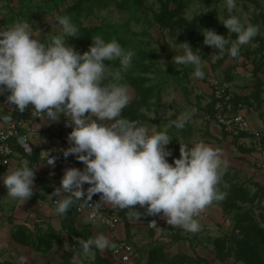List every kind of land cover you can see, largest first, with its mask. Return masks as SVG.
Listing matches in <instances>:
<instances>
[{
  "label": "rangeland",
  "instance_id": "rangeland-1",
  "mask_svg": "<svg viewBox=\"0 0 264 264\" xmlns=\"http://www.w3.org/2000/svg\"><path fill=\"white\" fill-rule=\"evenodd\" d=\"M231 15L260 28L236 58L227 49L205 45L202 35L204 29H212L227 36L220 22ZM62 16H69L78 27L77 37L66 41L79 53L89 49L96 35L105 41L115 39L134 52L131 67L122 73L121 83L131 97L122 117L166 130L173 139L167 146L172 153L169 163L179 158L180 145L199 141L217 149L227 163L218 185L226 195L206 206L211 217L205 230L187 232V241L179 227L172 241L168 233L152 232L148 244L137 242L145 264H264V0H236L231 12L225 0H0V29L26 20L42 42L60 34ZM227 38L235 40L236 35ZM175 39L201 52L203 78L194 76L193 66L173 63V55L182 54ZM106 63L112 72L120 69L119 61ZM211 81L231 95V114H245L262 131L259 139L226 132L211 119ZM183 115L189 119L177 129L173 122ZM6 170L11 168H0V175ZM29 201L7 197L0 183V264H20L21 257L24 264H71L73 252L66 253L60 231L46 222H29ZM135 211L147 214L135 205L120 210V215ZM217 239L225 243L219 253Z\"/></svg>",
  "mask_w": 264,
  "mask_h": 264
},
{
  "label": "clouds",
  "instance_id": "clouds-1",
  "mask_svg": "<svg viewBox=\"0 0 264 264\" xmlns=\"http://www.w3.org/2000/svg\"><path fill=\"white\" fill-rule=\"evenodd\" d=\"M225 3L229 12L236 8V0ZM58 23L60 34L49 42L35 38L26 20L0 29V95L10 93L7 102L19 113L31 105L30 114L42 123L64 118L65 126L72 131L67 137L70 146L61 150L62 155H72L84 166L65 169L60 186L48 195L56 198L55 214L66 215L77 201L91 205L92 197L100 194L97 206L109 204L120 211L139 205L149 216L162 214L173 227L199 232L200 212L226 195L218 190L222 169L227 168L221 153L199 141L192 146L180 145L179 158L169 163L172 153L167 146L173 139L166 130L156 131L158 126L122 117L131 100L128 87L121 83L122 73L131 67L134 52L125 50L115 39L105 41L96 35L81 54L66 41V37H77L78 27L69 16L58 17ZM220 23L236 39L230 41L228 35L204 29L203 43L212 49H227L233 58L260 32L258 25L244 23L236 15ZM175 45L182 54L173 55V63L191 65L194 76L203 78L201 52L187 42L176 43V39ZM111 61H119L120 69L110 71L106 62ZM109 78L111 82L106 83ZM188 119L189 115H183L173 124L183 129ZM18 142L32 153L26 138ZM42 153L44 165L54 167L57 156L49 151ZM35 169L25 160L22 166L0 175L7 197L21 203L30 199ZM85 184L89 185L87 189ZM149 225L157 227L155 220ZM78 244L87 254L93 249L104 251L110 241L100 234L86 242L78 239ZM20 264H24L23 257Z\"/></svg>",
  "mask_w": 264,
  "mask_h": 264
},
{
  "label": "crops",
  "instance_id": "crops-1",
  "mask_svg": "<svg viewBox=\"0 0 264 264\" xmlns=\"http://www.w3.org/2000/svg\"><path fill=\"white\" fill-rule=\"evenodd\" d=\"M9 94L5 92L3 95H0V116L8 114L13 116L25 115L27 113L26 110L23 113L12 110L15 106L7 102V95ZM63 119L61 118L58 122L51 124L42 123L41 119L35 120L34 125L36 131L28 143L32 145V153L28 152L26 147H18L15 156L11 160V169L22 166L25 160L29 162L30 166L36 167L33 196L30 198L31 201H29L30 205L28 206L31 220L29 222L32 224L46 222L59 230L66 253L73 252L71 264H85L84 260H87L86 264H118L121 254L118 251V246L121 243L130 244L136 252V257L131 260L130 264H145V255L143 252L138 253L137 242L142 245L148 244L152 239V232H156V234L160 232L168 233L171 235L170 241L173 240V235H178V227L167 224L166 219L162 218V214L156 215L152 219L156 221L157 225V227H152L149 225L152 221L149 215L139 213L138 219L137 213H128L126 216H121L118 209L107 204L109 208L118 213L120 218V222L113 230L91 224L84 218L76 217L73 213V206L64 216L55 214L56 204L53 202L56 198H49L48 195H51L54 189L60 186V180L69 162H76L79 169L84 167L74 156L69 155L67 158H64L62 155L61 150L70 146L67 141L69 132L65 128V125H63ZM40 124L41 127L38 129ZM1 127L2 123L0 120ZM44 151H49L52 155L57 156L54 167L44 165L46 163L42 153ZM40 177H43L42 184L38 179ZM39 183L41 187H39ZM210 212V208L205 207L197 217L201 225V230H205L204 226L208 224L207 221L211 217ZM187 232L185 231V240L190 237V235H186ZM100 234L109 239V247L102 252L93 249L92 252L84 253L82 246L78 244V239L86 242ZM72 236L77 239L75 244L70 240Z\"/></svg>",
  "mask_w": 264,
  "mask_h": 264
},
{
  "label": "built area",
  "instance_id": "built-area-1",
  "mask_svg": "<svg viewBox=\"0 0 264 264\" xmlns=\"http://www.w3.org/2000/svg\"><path fill=\"white\" fill-rule=\"evenodd\" d=\"M211 93L213 97V112L211 119L221 126L226 132L230 133H246L251 137L259 139L262 131L253 127L248 121L245 114H231V95L225 89V87L217 82L210 83ZM27 113L21 116H13L11 114L1 115L0 120L2 127L0 128V168L8 169L11 164L12 158L16 154L18 147L22 146L18 141L21 137L26 138L29 143L31 137L35 134V120L40 118L30 114L31 105L26 109ZM261 149V147H260ZM262 156L264 157V151L262 150ZM78 168L76 162L71 161L67 165V168ZM66 168V169H67ZM7 171V170H6ZM89 185L85 184L84 188L87 189ZM100 194H96L92 197L93 203L91 205L84 204L77 201L73 205V213L76 217L84 218L89 223L94 225H100L107 229L113 230L120 222L118 213L109 208L107 204L97 206L95 203L99 202ZM54 204L55 201L53 202ZM70 240L73 244L77 239L71 237ZM120 251V258L118 264H130L131 260L136 257L134 248L128 243H121L118 246Z\"/></svg>",
  "mask_w": 264,
  "mask_h": 264
},
{
  "label": "trees",
  "instance_id": "trees-1",
  "mask_svg": "<svg viewBox=\"0 0 264 264\" xmlns=\"http://www.w3.org/2000/svg\"><path fill=\"white\" fill-rule=\"evenodd\" d=\"M213 109V108H212ZM217 242V251L218 253L221 252V250L224 248V241L220 240V239H217L216 240Z\"/></svg>",
  "mask_w": 264,
  "mask_h": 264
}]
</instances>
